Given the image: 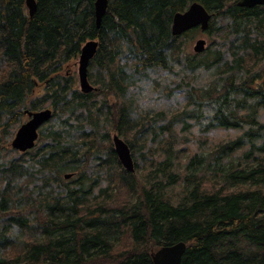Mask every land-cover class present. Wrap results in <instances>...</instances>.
<instances>
[{
	"label": "trees",
	"instance_id": "1",
	"mask_svg": "<svg viewBox=\"0 0 264 264\" xmlns=\"http://www.w3.org/2000/svg\"><path fill=\"white\" fill-rule=\"evenodd\" d=\"M193 1L226 21L224 39L231 33L239 42L228 66L237 70L216 91L209 124L247 123L249 128L216 146L209 160L192 156L185 165L182 197L173 203L164 192L178 179L173 142L146 126L153 125L148 114L129 119L133 103L128 95L140 74L167 69L180 56L189 68L221 60L218 51L207 62L182 53L180 39L189 31L171 34L172 16ZM94 2L35 0L30 17L25 0H0V264H152L153 251L178 241L186 243L181 264H264V141L255 143L264 137V123L256 119V110L264 106V69L244 78L236 74L240 68L252 70L264 55V9L241 7L237 0H107L97 27ZM88 39L98 41L88 79L119 103L110 104L105 95L96 98L98 91L80 92L76 76L65 69ZM39 85L42 91L36 92ZM212 90L201 97H212ZM47 101L52 117L66 115L62 129L41 130L38 139L44 143L4 158L1 147L23 111L39 110ZM72 119L81 145L94 142L102 120L132 149L136 142L144 148L156 142L153 152L164 158L145 175L152 185H140L121 168L109 145L106 157H96L108 186L93 195L100 174L87 172L88 154L68 140L65 129L73 127ZM246 144L238 165L222 162ZM80 166L86 168L77 171ZM72 170L76 178L65 179ZM109 187L125 190V198L107 192Z\"/></svg>",
	"mask_w": 264,
	"mask_h": 264
},
{
	"label": "rangeland",
	"instance_id": "2",
	"mask_svg": "<svg viewBox=\"0 0 264 264\" xmlns=\"http://www.w3.org/2000/svg\"><path fill=\"white\" fill-rule=\"evenodd\" d=\"M262 8L264 9V6H262ZM212 22V29L209 32L208 30L203 31L199 27H196L189 31L186 36H181L182 53L195 55L196 60H205L206 58L207 62L212 61L215 51H218L221 60L211 62L209 65L207 64V66L202 63L193 68H189L184 64V59L180 56V61L171 62L167 69L149 70L146 71V74H140V77L129 90L130 94L128 98H131L133 103L131 111L129 112V119H137L139 113L148 114V118L153 125L148 123L146 126L153 129L152 131H155V133L161 131V136L164 138H171L170 140L173 142L175 159L173 160L172 167L174 172L177 173L178 179L168 184L164 189L167 198L173 203H176L182 197V179L185 176V165L192 156L196 155L197 157L209 160L216 146L242 135L243 132L249 128V124L247 123L239 127H221L215 125V123L212 125L209 124L216 109L212 100L217 98V92L222 91V87L225 83V79L223 78L227 77L232 72L231 70L233 68H235V71L237 70L236 67H228L232 58L233 47L236 52L239 51L237 47L239 42L235 41L234 34L232 35L229 33L226 39L223 38V34L226 31V28H223V26L226 21L220 16L217 17L214 15ZM262 29L264 31V20L263 27L261 26L260 30ZM250 36L253 38L255 32H251ZM200 38L206 40V48L202 52L195 53L193 46L195 41ZM225 62L227 63L224 65ZM65 69L67 72L70 71L74 73L76 76V86L79 88L77 79L78 57L68 61L65 65ZM260 69H264V55L255 64L252 70L248 69L245 71L240 68L236 74L238 78H244L251 76L253 72ZM90 83L93 84L92 82ZM93 85L97 87L95 84ZM210 89H213L212 91L214 92L211 93L212 97H201V94H206ZM37 91H42L40 85L36 92ZM97 91L99 94H94L96 98H103L105 94L98 89L94 91V93ZM105 98L109 100L110 104H113L114 101L119 103L116 96L112 94L105 95ZM46 107H49L53 114L54 110L48 101L43 105V108ZM239 113L243 114L244 110H239ZM256 114L257 121L259 123H264V106L260 105L256 110ZM64 116L66 115L63 114L61 119L58 116H51V118L39 128V134L41 130H43V134H46L49 129H62L64 123H62L61 120ZM20 118V122L16 124L17 126L15 125L16 127L22 122H25L28 116L23 112ZM80 118H84L82 125L85 131L89 132V123H87L85 116L82 115ZM69 121L73 127L68 128L66 126L65 133H68V140L77 143L78 147H81L79 148V150H81L80 152H84V154L90 156H87V159L84 160V163L88 165L87 172H92V176L102 173L100 170L101 166L98 165V158L96 157L100 156L102 159L106 157L107 151L105 152V147L108 148L109 145H111L113 148L112 136L118 134L121 137V135L114 130L113 127L109 126L108 122L102 120L99 121V126H96L98 132L96 131L97 136L94 138V142L81 145L80 141L76 140L78 134L74 131L76 121L74 119ZM157 126L161 127L157 128ZM16 129L17 128H15L7 142L1 147V155L6 159L17 157L22 154L20 151L11 147V140ZM103 133L108 135L106 140L100 137ZM88 141H90V139H88ZM263 141L264 137L261 136L255 140V143L260 144ZM41 143H44V140L42 138L37 139L35 147ZM248 145L249 144H246L241 149L230 153L222 159V162L226 164L230 163L231 166L232 164L234 166L238 165L235 161L240 157L242 150L247 148ZM154 148H156V142L151 144V148H144L138 142L135 143L133 149L130 148L134 163V171L132 174H134L140 182H138L140 185H144L148 188L152 183H149L145 179V175L147 176L151 172L153 162L160 161L164 158L163 153L160 151L153 152ZM85 168V166H80L77 171ZM121 168L123 167L121 166ZM73 171L74 170L70 172ZM161 177V174L158 175V178ZM73 178H76V174L73 175ZM164 180L167 181L166 178ZM107 186V179L101 174L98 175V180L94 183L93 195L97 196L99 191ZM107 192L110 194L111 192H115L116 195L119 194L118 199H124V196H126L125 190L122 189L116 190L109 187Z\"/></svg>",
	"mask_w": 264,
	"mask_h": 264
},
{
	"label": "water",
	"instance_id": "3",
	"mask_svg": "<svg viewBox=\"0 0 264 264\" xmlns=\"http://www.w3.org/2000/svg\"><path fill=\"white\" fill-rule=\"evenodd\" d=\"M26 7L31 17L36 9L35 0H25ZM237 5L241 7H254L264 5V0H237ZM107 8V0H95L94 16L98 27ZM213 12L207 10L200 2H191L186 9L174 13L171 23V34L179 36L184 32L199 27L207 30ZM98 42L94 39L86 41L81 50L78 60V81L82 92L88 93L94 90L87 78V67L90 59L94 56ZM205 48V40L197 39L193 46L196 53L202 52ZM29 118L23 122L16 130L11 147L20 152H25L33 148L38 136V129L51 117V109L45 108L38 111H26ZM113 149L124 169L128 172L134 171L133 158L128 144L118 135L112 137ZM72 174H65L64 178H69ZM186 243L178 241L170 245H163L151 254L152 264H181Z\"/></svg>",
	"mask_w": 264,
	"mask_h": 264
},
{
	"label": "bare ground",
	"instance_id": "4",
	"mask_svg": "<svg viewBox=\"0 0 264 264\" xmlns=\"http://www.w3.org/2000/svg\"><path fill=\"white\" fill-rule=\"evenodd\" d=\"M173 17V16H172ZM172 21V20H171ZM69 173H73V172H66L65 174H69Z\"/></svg>",
	"mask_w": 264,
	"mask_h": 264
}]
</instances>
